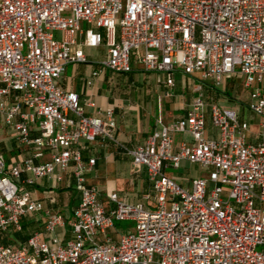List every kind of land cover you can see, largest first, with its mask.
<instances>
[{
    "label": "built area",
    "instance_id": "obj_1",
    "mask_svg": "<svg viewBox=\"0 0 264 264\" xmlns=\"http://www.w3.org/2000/svg\"><path fill=\"white\" fill-rule=\"evenodd\" d=\"M102 45L99 64L116 74L130 73L131 55L142 48L143 71L165 75L168 97L175 71L215 87L238 78L257 134L247 141L252 125L234 108L207 107L198 85L183 118L165 123L158 115L141 146L119 145L113 111L88 117L78 95L59 85L69 64L86 62L84 47ZM207 118L216 138L206 136ZM1 119L32 151L8 175L0 156V264H264V0H0ZM175 134L191 142L174 147ZM98 141L119 145L145 170L151 206L127 204L115 192L104 206L86 183L95 158L81 150ZM46 151L50 160L35 165ZM183 161L206 177L184 187L165 174ZM68 168L78 198L72 218L45 212L44 225L49 234L69 226L70 239L34 233L22 245L4 243L2 233L20 232L22 217L42 211L26 187L34 180L22 185L21 174L39 179ZM116 221L134 226L118 234Z\"/></svg>",
    "mask_w": 264,
    "mask_h": 264
},
{
    "label": "crops",
    "instance_id": "obj_2",
    "mask_svg": "<svg viewBox=\"0 0 264 264\" xmlns=\"http://www.w3.org/2000/svg\"><path fill=\"white\" fill-rule=\"evenodd\" d=\"M75 47H72L73 52ZM86 58L85 63L69 64L63 76L59 80L60 87L67 92L76 93L84 106L85 115L88 117L105 119L104 111H113V120L116 124L115 138L117 143L128 149L141 146L145 139L153 132L156 116H161L165 123L183 118L194 100L198 96L196 87L203 81L199 76L191 77L182 74L180 71L173 73L174 87L171 89V96H166L168 88L165 85V75L160 77L155 73L144 72L139 63L143 49L139 48L131 55V72L127 74H116L102 70L100 62L106 58V47L83 48ZM98 72L97 76H92ZM238 79V78H233ZM230 78H225L227 82ZM239 80V79H238ZM200 83V84H199ZM210 85V84H209ZM212 86V83L210 85ZM221 86V85H220ZM208 88L207 94L201 86V98L206 104H217L224 108H234L241 116V109H237L235 101L224 89L219 91L215 88ZM227 95V97L225 96ZM206 97V99H204ZM221 97V98H220ZM19 120V118H17ZM36 136V132H32ZM206 136L216 138L217 130L211 128L208 118L206 119ZM182 141L191 142L188 134H175L173 146L176 147ZM119 145L98 141L90 149L82 145V156L95 158V165L86 176L88 185L96 186L101 194L104 206H107V194L117 193L120 200L127 204L142 203L151 206L146 196L150 193V182L147 179L143 168H135L131 158L119 147ZM31 149L20 146L15 141V131L8 127L4 120L0 121V156L5 160V174H9L12 167L21 164L31 155ZM50 160L46 151L43 157L33 160L34 164H44ZM183 163H188L183 161ZM190 165H196L191 164ZM200 167V166H199ZM181 168V165L178 170ZM166 168L165 174L176 183L188 187L192 178L206 177L207 172L197 176L184 178V173L169 175ZM173 170V169H172ZM34 180L30 186H26L31 199L42 205V211L32 215H25L21 218L22 230L20 232L10 231L2 233L4 243L22 245L27 238L37 233L41 240L49 241L51 237L57 238L62 244L70 239L71 228L67 225L58 227L53 234L45 231V212L59 214L65 220L72 218V211L77 206L78 198L74 191V180L71 176V169L65 171L55 169L47 177L34 179L30 172H24L20 176L21 184L26 180ZM116 235V240L119 235ZM112 238V236H111ZM114 240V239H113ZM115 241V240H114Z\"/></svg>",
    "mask_w": 264,
    "mask_h": 264
},
{
    "label": "rangeland",
    "instance_id": "obj_3",
    "mask_svg": "<svg viewBox=\"0 0 264 264\" xmlns=\"http://www.w3.org/2000/svg\"><path fill=\"white\" fill-rule=\"evenodd\" d=\"M159 76L161 74H156V76ZM233 78H230V80H228L227 82L225 81L224 84H222L221 86H213L211 87V83H199L201 86L204 87V92L205 94H207L208 92V88H215L216 90H223L225 94H228L229 96H231V98L233 99V101H235V105L237 107V109H241V117L242 119L248 121L252 127L250 132L247 133V141H249L251 135H256L257 134V127H256V123H257V119L246 109V105L248 103V90L243 88L242 85V81L241 80H232ZM210 84V85H209ZM227 97V95H225ZM221 98V97H220ZM206 99V97L204 98ZM252 135V136H253ZM184 173V178L188 180V177L190 176V174L192 176H197V175H201L204 174V172H206L204 169H201L199 167V165H190L188 163H183L181 164V168L179 171H175L172 169L168 170V174L169 175H176L177 173ZM185 186V185H184ZM134 226L133 223L131 222H115L114 223V230L119 234L121 232H126L128 229H131ZM117 234V235H118ZM112 239L116 240V235L114 236V233L111 234Z\"/></svg>",
    "mask_w": 264,
    "mask_h": 264
}]
</instances>
